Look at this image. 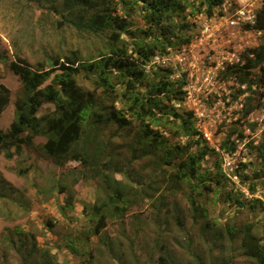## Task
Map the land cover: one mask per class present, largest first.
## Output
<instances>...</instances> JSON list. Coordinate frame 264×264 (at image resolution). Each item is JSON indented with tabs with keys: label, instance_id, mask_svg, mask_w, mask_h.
<instances>
[{
	"label": "trees",
	"instance_id": "trees-1",
	"mask_svg": "<svg viewBox=\"0 0 264 264\" xmlns=\"http://www.w3.org/2000/svg\"><path fill=\"white\" fill-rule=\"evenodd\" d=\"M225 1H20L24 8L44 10L45 23L49 16H53L54 21L49 24L53 31L73 34L77 44L93 37L101 42L96 53L88 51L85 54L79 47H72L64 61L60 57H50L31 63L17 55L10 68L20 79L22 92L15 100V119L9 130L0 129V155L9 160L24 157L20 164L30 161L26 167L18 166V175L37 172L42 164L49 169L47 185L39 187L37 184V190L45 198L54 193L65 196L62 213L75 208V188L80 180L98 184L105 199H96L94 203H84L83 206L91 226L86 233L88 240L104 233L111 219L124 218L133 205L150 198L156 207V217L161 209L163 213L162 244L159 246L162 253L158 255L156 264H264V228L259 227L260 223L248 221L239 227L227 220L221 223L216 217L212 222L206 214L209 199L198 197L211 193L215 196L212 202L216 205L232 202L239 207L238 212L242 208L254 214L264 209V201L250 199L245 203L238 196L234 198L236 195L224 188L226 175L221 167L214 177L209 176L210 168H201V162L214 151L202 143L193 113H180L172 105L176 99L183 100L177 97L182 89L169 80V73H155L154 78L146 69L158 54L191 43L192 35L187 32L190 27L186 20L188 11L213 17L215 10ZM136 14H140L145 28L132 29ZM251 28L263 34L262 42L248 49L240 63L227 65L220 72L222 80L233 79L239 84L235 96H244V118L264 108V0L256 11L255 24ZM66 40L64 36L61 42ZM9 103L10 90L0 84V116ZM46 103L55 105V110L39 115ZM110 124L121 129L130 126L135 129L132 140L126 145L133 161L156 154L154 160L162 168V173L168 174L169 168L172 170L162 178V186L165 184L167 191H188L185 195L188 207L195 223H200L197 233L199 245L184 232V220L178 213L174 217L175 224L185 233L186 239L184 242L177 237L173 239L175 245L187 254L188 260L177 256L168 243L166 236L172 229L169 219L166 220L170 214L166 195L162 193L159 199H152L147 194L145 197L131 181L126 183L117 179L116 175L124 170V166L118 162V151L112 142L104 139L103 131ZM236 133H231L225 140L227 152L237 148V141L231 139ZM38 137H44L46 142L33 157ZM181 137L187 139L184 145L179 139ZM238 138L242 141L244 135L240 133ZM194 147H198L195 152L191 150ZM257 150L264 165V130ZM71 162L77 165L70 167ZM244 178L250 181L249 191L255 194L258 185L264 187V168L252 175L244 174ZM17 194V189L0 175V217H14L26 210ZM11 203L16 210L10 209ZM177 206L179 209V204H175L174 210ZM6 231L0 240V264H7L9 249L18 250L23 264H59L45 251L41 252L39 261H36L34 250L21 254L27 243L33 242L31 234L19 227L7 228ZM103 237L106 251L115 255V244L106 239V234ZM223 241L229 242V249L223 248ZM2 244L4 252H1ZM80 244L81 240L77 238L68 240L66 246L72 251L70 253L75 254ZM200 246L206 247L207 254L200 252ZM89 253L87 264H93L95 256L91 251ZM116 258L122 262L121 257L116 255Z\"/></svg>",
	"mask_w": 264,
	"mask_h": 264
},
{
	"label": "rangeland",
	"instance_id": "rangeland-1",
	"mask_svg": "<svg viewBox=\"0 0 264 264\" xmlns=\"http://www.w3.org/2000/svg\"><path fill=\"white\" fill-rule=\"evenodd\" d=\"M20 1L0 0V84L10 90V103L0 116L2 131H8L13 123L15 100L22 92L20 79L10 68L11 62L17 58V55L31 63L50 57H60L64 61V57L69 56L72 47L74 49L79 47L85 54L88 51L96 53V49L101 48V42L99 43L95 37L87 41L81 40L80 44H77L73 34L53 31L49 25L54 21L53 16H49L46 20L47 24L44 20L46 18L44 10L24 8V4ZM226 1L225 7H218L213 17H208L205 13L188 11L186 20L190 27L187 32L192 35L191 43L175 49L169 48L158 54L148 63L146 69L154 78H156L155 73L162 75L169 73V80L176 83L180 90L182 89V93L177 97L183 100L176 99L172 105L180 113H193L195 128L200 132L202 143L214 151L201 162V168H210L209 176L214 177L221 167L226 175L224 188L228 193L235 194L234 198L238 196L245 203L250 199L264 201V187L258 185L257 191L252 194L249 191L250 181L244 178V174L252 175L253 172L264 168L257 150L264 130V108L244 118V96L237 98L235 96L239 84L233 79L222 80L220 76V72L224 71L227 65L240 63L242 55L248 49L257 47L262 42L263 34L243 22L231 25V21L237 19L236 11L248 4L247 0ZM251 1L257 9L262 5V0ZM133 21L132 29L145 28L140 14H136ZM64 36L67 40L61 42ZM47 63H51L50 60ZM55 108V105L46 103L39 115L49 114ZM204 130L211 134L210 140L203 135ZM134 132L133 126L121 129L115 124H110L103 131L104 139L109 143L112 142L111 144L118 151L116 158L124 166V170L116 177L126 183L131 181L145 197L147 194L152 199H159L162 198V193L166 195L169 203L167 208L170 211L166 220L169 219L172 229V232L166 236L168 243L177 256L188 260L187 254L178 248L173 240L177 237L184 242L186 239L184 232H187L194 239L195 244L199 245L197 233L200 223H195L188 207L185 196L188 191L183 189L172 193L166 190L165 184L162 186L163 176H167L172 170L169 168L168 174H163L162 168L154 160L156 154L135 161L130 158L126 145L132 140ZM233 132L237 133L231 136V139L237 141L238 145L235 151L227 152L225 140ZM240 133L244 135L242 141L238 138ZM179 139L182 145L187 141L185 137ZM45 142L44 137L35 139L36 148L33 150V157L40 152ZM197 149L198 147H194L191 150L195 152ZM217 160L220 162L219 165ZM22 161L24 157L9 160L0 155V175L17 189L18 197L26 205V210L15 214L14 217H0V240L5 236L7 228L13 230L19 227L24 232L30 233L33 240L27 243L21 254L34 250L36 261H39L41 252L45 251L59 264H87L90 261L91 251L95 256L93 264H156L158 255L162 253L159 246L162 244L163 213L161 209L159 216L156 217V207L152 205L150 198H144L146 199L144 202L133 205L124 218L111 219L104 233L91 236L88 240L86 233L91 226L86 220L83 206L84 203H94L96 199H105V194L98 184L91 180L85 182L80 180L75 188V208L62 213L61 206L64 205L65 196L54 193L53 196L45 198L37 190V184L40 187L41 184H46V178H50L49 169L42 164L39 171L21 176L16 173L18 166L26 167L30 163L26 161L20 164ZM75 165L77 163L71 162L70 167ZM183 188L187 187L183 186ZM214 198V194L211 193H204L203 196L198 197V199H209L206 214L212 222L216 217L221 223L227 220L230 224L241 227L248 221H256L260 223L259 227L264 228L263 208L255 214L242 208L238 212L239 207L235 203L228 202L219 206L212 202ZM175 204H179L180 211L178 206L174 210ZM10 209L16 210L14 203H11ZM163 212L165 213L166 210L163 209ZM177 213L184 220V232L175 224L174 217ZM105 234L106 239L109 238L115 244V255L109 254L102 243ZM209 236L212 238V235ZM77 238L81 240L79 250L75 254L70 253L71 250L67 248L66 243L70 239ZM221 245L229 249L228 241H223ZM199 248L200 252L207 254L206 247ZM4 251L2 244L1 252ZM116 255L121 257L122 262L116 258ZM22 259L18 250L7 251V264H23Z\"/></svg>",
	"mask_w": 264,
	"mask_h": 264
},
{
	"label": "built area",
	"instance_id": "built-area-1",
	"mask_svg": "<svg viewBox=\"0 0 264 264\" xmlns=\"http://www.w3.org/2000/svg\"><path fill=\"white\" fill-rule=\"evenodd\" d=\"M248 4L246 3L244 6L239 8L236 11V20L231 21V25H238L240 22H243L245 24H249L251 27L253 24H255L256 20V11L258 10L257 7L255 8L254 2L251 0H247ZM263 1V0H262ZM227 1L222 5L225 7ZM203 135L205 136L206 139L210 140L211 139V134L207 131H203Z\"/></svg>",
	"mask_w": 264,
	"mask_h": 264
}]
</instances>
